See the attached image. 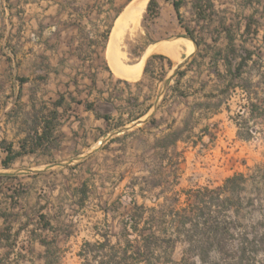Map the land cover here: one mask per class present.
Listing matches in <instances>:
<instances>
[{
	"label": "rangeland",
	"instance_id": "374dc122",
	"mask_svg": "<svg viewBox=\"0 0 264 264\" xmlns=\"http://www.w3.org/2000/svg\"><path fill=\"white\" fill-rule=\"evenodd\" d=\"M51 1L0 0V89L8 83L11 74L30 72L33 64L38 62L37 54L41 47L30 39L29 28L25 25L36 10L33 7L46 6L55 1L79 6L89 0H73V4H70V0ZM97 1L104 6L102 49L98 43V58L93 62L101 67L103 74V81L99 85L107 93L105 96L113 90L116 96L129 99L131 103L135 102L136 96L146 98V105L161 102L157 117L163 118L160 120L162 124L136 125L126 134L125 128L115 130L108 137L119 136L117 138L120 140L106 144L93 158L83 161L80 167L78 160L81 158H72L70 166L67 163L63 167L57 166V182L76 186L89 178L93 187L90 198L82 206L74 197L70 200L65 198L64 204L51 206V212L60 214L61 223L70 224L63 227L65 230L70 229L79 235L95 229L101 234L112 230L110 239L111 243H115L117 239L114 234L121 230L127 209H132L135 203L159 208L166 202V197L172 195V191H164L167 188L173 191L204 186L216 188L224 186L227 177L243 173L241 185L244 189L224 209L223 215L230 222L229 229L235 236L243 233L252 236L256 230L264 233V31L259 36L254 34L250 37L253 50L258 54L255 57L258 64H252L253 73L230 80L212 73L211 64L203 59L201 53L193 58V50L188 53L185 46L180 50L179 57L157 50L148 53V47L159 41L191 37L183 29H173L178 24L176 13H172L171 17L166 15L164 19L152 18L146 8L140 27L133 36L122 40L121 47L125 52L122 56L124 63L136 64L147 54L146 60L137 79H125L116 75L117 71L111 68L106 51L111 30L107 37L105 33L109 27L112 28L116 15L131 0H115L114 5L111 0ZM157 10L160 13L158 7ZM189 10L187 6L182 8L185 24L190 21ZM219 18L220 15H216L215 19ZM82 34L89 35L86 31ZM30 49H35V52ZM260 51L262 54L258 53ZM154 54H163L174 61V68L165 78L170 79V88L177 80L176 76L172 77L176 68L179 65L187 68L181 81L186 96H175L172 89L166 88L160 71L162 60L153 58ZM149 58L151 72L145 74ZM78 64L82 68L86 62ZM104 108H107L106 105ZM155 108L154 105L151 113ZM185 125L190 129L181 133L185 140H179L176 147L168 151L153 147L157 139ZM128 133L133 134L127 136ZM71 147L74 148V142ZM236 181L235 184H239L240 179ZM180 201L177 207L185 204V195L181 196ZM169 224L156 222L155 227L162 228ZM257 224L258 228L254 229L253 226ZM143 225L144 222L141 223ZM80 241L72 244V264H96L94 258L84 261L77 254L83 243ZM182 247L178 243L174 252L176 260L181 257ZM108 248L106 250L109 251ZM228 249L236 250V243H231ZM257 260L264 264V247L257 252Z\"/></svg>",
	"mask_w": 264,
	"mask_h": 264
},
{
	"label": "crops",
	"instance_id": "0c3cea01",
	"mask_svg": "<svg viewBox=\"0 0 264 264\" xmlns=\"http://www.w3.org/2000/svg\"><path fill=\"white\" fill-rule=\"evenodd\" d=\"M114 1L111 0L112 5ZM174 1L157 0L160 10L157 18L176 13ZM198 3L210 5L209 18L199 16ZM183 6L190 9V21L185 24L183 19L180 23L177 16L178 24L173 29L187 32L184 25L195 29L198 43L193 40V58L201 53L211 64L212 73L230 79L241 61L242 50L247 49L252 56L243 60L241 71L242 75L253 73L258 54L250 37L264 31V0H184L180 9L182 18ZM33 9L36 10L25 25L30 39L41 47L38 62L30 72L11 74L0 89V264H72V244L76 240L83 242L77 254L85 261L92 259L93 252L89 251L88 257L81 255L84 243L105 238L97 229L80 231L81 235L65 230L63 227L70 224L61 223L60 214L51 212V206L64 204L65 198L74 197L82 206L93 187L89 178L76 186L57 182L56 167L66 163L70 166L72 158H81L80 167L112 138L119 137H108L110 132L125 128L126 134L136 125L149 124L152 107L160 105L158 112L162 106L161 102L146 105L147 99L142 96H136L131 103L116 96L113 90L105 96L107 93L99 85L103 81L101 67L93 63L98 58V43L102 49L104 31V6L97 0L79 6L55 1ZM216 15H220L219 20ZM81 30L89 35L83 36ZM30 51L34 53L35 49ZM79 62H86L83 70ZM165 66L168 69L166 63ZM116 73L125 79H137L142 72L135 78ZM166 75L162 79L165 83ZM61 97L62 101L57 103ZM140 113L143 114L134 117ZM105 114L110 118L106 119ZM38 140L40 143H36ZM23 142H27L25 151L8 166L4 165L7 150L2 144L12 143L15 150H21ZM85 187L88 191L83 196ZM95 262L98 264V260Z\"/></svg>",
	"mask_w": 264,
	"mask_h": 264
},
{
	"label": "trees",
	"instance_id": "16d2710c",
	"mask_svg": "<svg viewBox=\"0 0 264 264\" xmlns=\"http://www.w3.org/2000/svg\"><path fill=\"white\" fill-rule=\"evenodd\" d=\"M183 2L184 0L174 1L180 23L183 21L180 12ZM157 7V0H149L147 13L152 18L159 15ZM196 7L199 9V16L209 18L207 12L210 11L209 4L198 3ZM184 27L187 35L198 43L195 29L190 28L188 25H184ZM110 28L106 30L105 37L108 36ZM240 55L241 61L230 80L242 75L243 60L250 58L252 53L244 49ZM152 57L162 60L160 69L161 76L164 79L168 69L173 67L174 61L163 54H154ZM165 63L168 65V69ZM150 64L151 58L146 63L144 69L146 73L151 72ZM186 73L187 68H182V65H179L172 75V77H177L175 85L170 88V79L166 81V88L172 89L173 95L179 97L187 95L181 88V81ZM21 81H25V78H22ZM62 99V97L59 98L57 103H60ZM87 105L92 107L90 103ZM159 107L160 105L156 107L147 119V123L155 126L160 124V120L163 118L158 119L156 117ZM142 114L134 115V117L137 118ZM104 117L106 119L110 118L108 114H105ZM130 119H134L132 115ZM188 129H190L188 125H185L182 128L168 132L157 139L153 147L164 151L176 147L179 140H185L181 133ZM129 134L133 133H128L127 136ZM118 140L120 138H112L110 142ZM36 143H40V140ZM2 147L7 150L3 164L8 166L10 162L25 151L27 142L21 144V150H15L12 143L2 144ZM238 179H240L239 184H235ZM243 180L244 174L238 173L227 177L224 186L216 188L204 186L197 189L189 188L178 191L167 188L164 191H172V195L166 197V202L161 204L159 208L135 203L132 209H127L124 225L119 232L114 234L117 237L115 243H111V233L106 232L102 234L105 238L102 241H86L80 254L88 257V255H91L89 251H92V258L98 260V264H126L127 262L133 264L142 262H145V264H157V262L160 264H257L259 263L257 252L264 247V233L260 234L256 230L252 236L248 233L235 236L229 229L230 222L223 215L224 209H227L243 191L244 188L241 185ZM87 191L88 188L85 187L83 196L87 195ZM182 195H185V204L177 207L181 202ZM142 222L145 225L141 226ZM156 222H160V225L168 222L170 224L162 228H156ZM258 224L253 226L254 229L258 228ZM234 242L236 243V250L228 249L229 245ZM178 243L183 247L180 259L176 260L174 252ZM107 248L109 251L106 250Z\"/></svg>",
	"mask_w": 264,
	"mask_h": 264
},
{
	"label": "bare ground",
	"instance_id": "6f19581e",
	"mask_svg": "<svg viewBox=\"0 0 264 264\" xmlns=\"http://www.w3.org/2000/svg\"><path fill=\"white\" fill-rule=\"evenodd\" d=\"M149 0H132L117 17L115 27L109 36L106 51L114 69L125 77H137L143 68L146 55L136 64L130 65L123 62L122 40L133 36L141 25L142 16L147 8ZM194 41L190 38L179 37L151 44L148 53L157 50L172 57H179L183 46L190 53L194 47ZM185 52V51H184Z\"/></svg>",
	"mask_w": 264,
	"mask_h": 264
},
{
	"label": "water",
	"instance_id": "95a60500",
	"mask_svg": "<svg viewBox=\"0 0 264 264\" xmlns=\"http://www.w3.org/2000/svg\"><path fill=\"white\" fill-rule=\"evenodd\" d=\"M131 1H132V0H131ZM131 1H130V2H131ZM125 8H126V7H125ZM125 8H124V9H125ZM124 9L120 12V14L124 11ZM120 14H119V15H120ZM119 15H118V16H119ZM118 16H117V17H118ZM116 19H117V18H116ZM116 19H115L114 24H113V26H112V28H111V32H110V34L112 33V31H113V29H114V27H115ZM110 34H109V36H110ZM191 39H192V38H191ZM192 40H193V39H192ZM108 41H109V38H108ZM107 43H108V42H107Z\"/></svg>",
	"mask_w": 264,
	"mask_h": 264
}]
</instances>
